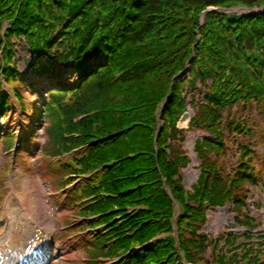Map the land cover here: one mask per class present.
Returning <instances> with one entry per match:
<instances>
[{
  "label": "trees",
  "instance_id": "trees-1",
  "mask_svg": "<svg viewBox=\"0 0 264 264\" xmlns=\"http://www.w3.org/2000/svg\"><path fill=\"white\" fill-rule=\"evenodd\" d=\"M239 5L260 8L264 0H0V111L9 108L4 83L21 100L13 38H24L33 58L71 60L84 74L91 56L105 57L74 88L50 90L41 151L55 186L69 174L91 176L71 199L94 195L82 214L107 224L105 234L89 239L92 256L124 255L129 264H264V255L257 256L262 248L246 242L233 253L232 236L225 242L230 249L215 244L205 259L213 241L198 233L210 206L230 200L240 209L238 191L251 179L247 160L236 173L220 166L226 136L264 131L246 113L264 114V11L208 12L200 25L206 8ZM187 62L189 73L176 78ZM188 99L189 130L210 137L195 144L201 174L190 191L180 178L190 163L182 145L189 130L176 128ZM238 144L243 160L253 153L249 143ZM69 154L68 161H53ZM139 246L142 255L128 252Z\"/></svg>",
  "mask_w": 264,
  "mask_h": 264
},
{
  "label": "rangeland",
  "instance_id": "rangeland-1",
  "mask_svg": "<svg viewBox=\"0 0 264 264\" xmlns=\"http://www.w3.org/2000/svg\"><path fill=\"white\" fill-rule=\"evenodd\" d=\"M13 41L16 67L19 72L31 79L33 63L35 64L36 60L31 56L29 57L24 42H20L16 38ZM68 63H55L50 70L52 73L56 72L57 75L61 76L64 69L68 68ZM40 88L39 82L35 89L22 88L26 92L22 101L28 105L29 110L33 109L34 105L41 103V96L37 92ZM246 113L248 114H246L247 116H250V124L256 122L258 124L264 123V117L257 113L256 110H247ZM25 116L22 115L23 122L26 120ZM20 117L18 106L14 103L13 112L0 118L4 130L8 128L10 131L11 129L13 132L17 131L20 125ZM34 134V140L24 142L21 161L17 163V170L13 173L16 192L9 193L4 198L3 195L7 190L5 170L6 165L9 164L10 157L5 153L2 144H0V216L4 215V206L7 199L12 203V208H15V206L18 208L19 200L23 199L30 191L28 212H30L33 221V223L22 222V226L16 225L17 227L15 226L14 229H11L12 231L10 230L11 232L5 235H3V229H0V264H17L20 257L28 256L32 249L38 247L40 243H44L48 252H51L50 261L47 264H84L89 254L83 247V243H79V241L85 233L76 234L69 239V234L61 231L66 224H71L72 220L76 222L78 218L73 217L72 207L65 200H62V198L58 200L54 197L55 194H59L61 191L57 192V189L51 185V173L48 170L47 161L42 160L40 155V147L45 140V134H43L41 128H36ZM198 136L199 134L196 132H189L184 143L185 150L188 151L189 156L193 160L191 165L181 171L182 183L186 190L191 189L199 176V171L195 168L199 161L194 158L195 156L191 149ZM240 137L242 139L241 135ZM243 139L244 142H250L252 146H255L257 154L255 153L254 156L258 157L255 159V167L260 173H263V176L258 179L264 181V156L262 155L264 136L256 134L253 137L247 136ZM236 149L235 144H231L229 140L226 146V158L222 162L227 163L228 166L234 165L236 158L233 155L237 151ZM21 162L22 164L20 165ZM247 191L245 195L246 206L241 209V213L249 214L255 223L262 224L260 232L264 233V211L262 205H260L264 203V190L260 187L253 188L248 185ZM231 208H233L231 203H227L223 208H215L213 211H209L202 233L212 234L215 237L223 231L237 234L244 233L243 227L239 224L237 225L235 221V218L240 214ZM248 209L251 210L249 213ZM254 235L256 236V234ZM211 250L212 248L209 247L206 254L203 255L205 259L208 258L210 260Z\"/></svg>",
  "mask_w": 264,
  "mask_h": 264
},
{
  "label": "water",
  "instance_id": "water-1",
  "mask_svg": "<svg viewBox=\"0 0 264 264\" xmlns=\"http://www.w3.org/2000/svg\"><path fill=\"white\" fill-rule=\"evenodd\" d=\"M216 11H220V12H240V11H255V10H247L246 8L243 7H239V8H228V9H217ZM183 117L181 118L180 122H187L189 119V115L188 113H184L182 115Z\"/></svg>",
  "mask_w": 264,
  "mask_h": 264
}]
</instances>
